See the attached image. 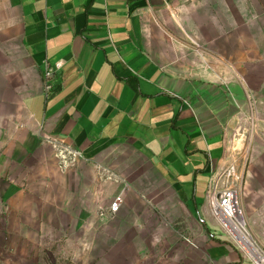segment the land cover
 I'll list each match as a JSON object with an SVG mask.
<instances>
[{
	"label": "crops",
	"instance_id": "1",
	"mask_svg": "<svg viewBox=\"0 0 264 264\" xmlns=\"http://www.w3.org/2000/svg\"><path fill=\"white\" fill-rule=\"evenodd\" d=\"M183 2L0 0V107L84 153L136 150L184 212L222 232L206 193L227 162L229 103L247 94H223L216 68L188 54L172 17ZM213 249V264H254L228 239Z\"/></svg>",
	"mask_w": 264,
	"mask_h": 264
},
{
	"label": "rangeland",
	"instance_id": "2",
	"mask_svg": "<svg viewBox=\"0 0 264 264\" xmlns=\"http://www.w3.org/2000/svg\"><path fill=\"white\" fill-rule=\"evenodd\" d=\"M183 1L172 17L188 54L216 68L223 94L230 85L247 94L224 116L222 171L264 243V0ZM24 124L19 107H0V264H213L223 240L240 249L224 226L212 231L184 212L136 150L84 153ZM116 196L122 205L109 215Z\"/></svg>",
	"mask_w": 264,
	"mask_h": 264
},
{
	"label": "built area",
	"instance_id": "3",
	"mask_svg": "<svg viewBox=\"0 0 264 264\" xmlns=\"http://www.w3.org/2000/svg\"><path fill=\"white\" fill-rule=\"evenodd\" d=\"M62 64V62H57L55 69L61 68ZM52 76L53 71L47 68L44 73L46 89L51 86L48 81ZM55 142L62 144V142ZM66 145L70 147L68 144ZM225 173L226 171H220L210 181L206 193L208 206L224 228L236 237L243 255L254 264H264V243L256 238L250 230L248 218L238 191L227 185V176L231 174V171ZM122 202L121 196L114 197L108 205L107 213L115 215L120 210Z\"/></svg>",
	"mask_w": 264,
	"mask_h": 264
}]
</instances>
